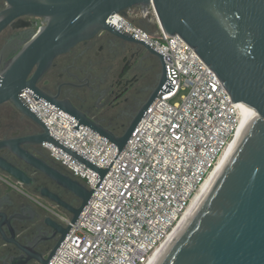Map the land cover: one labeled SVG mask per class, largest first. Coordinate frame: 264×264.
Listing matches in <instances>:
<instances>
[{
	"label": "water",
	"instance_id": "95a60500",
	"mask_svg": "<svg viewBox=\"0 0 264 264\" xmlns=\"http://www.w3.org/2000/svg\"><path fill=\"white\" fill-rule=\"evenodd\" d=\"M5 1L7 6L0 11V31L26 16L42 18L44 24L6 64L3 61L10 46L2 51L0 105L7 102L15 105L45 128L43 135L36 136L40 143L62 148L101 176L107 170L57 141L22 100L21 94L30 89L37 99L47 100L74 116L80 124L123 151L146 111L165 91L168 76L162 53L107 20L115 13L125 14L134 7L145 10L153 3L163 30L170 35L179 34L196 50L217 73L234 102L255 109L236 133L197 210L155 264H264V0ZM102 30L142 45L161 64L155 88L122 133L91 121L70 101H59L38 85L58 56L70 52ZM31 139L1 140L0 148H10L19 158L70 190L81 204L75 207L58 193L42 187L40 194L43 197L71 214V224L63 225L61 240L46 258L26 252L27 258L23 255L14 257L4 264H27L32 257H38L41 264H48L94 192L80 179L53 167L22 146ZM0 170L21 184H33V178L27 172L1 156Z\"/></svg>",
	"mask_w": 264,
	"mask_h": 264
},
{
	"label": "built area",
	"instance_id": "2783aa9c",
	"mask_svg": "<svg viewBox=\"0 0 264 264\" xmlns=\"http://www.w3.org/2000/svg\"><path fill=\"white\" fill-rule=\"evenodd\" d=\"M137 16L150 18L157 32L137 24ZM107 22L162 53L168 81L121 152L30 89L22 92V100L57 141L107 170L101 176L62 148L45 143L72 176L94 191L48 264H148L242 124L245 103L233 101L217 73L183 37L163 30L153 3L128 18L115 13ZM54 214L71 224L70 216Z\"/></svg>",
	"mask_w": 264,
	"mask_h": 264
},
{
	"label": "flooded vegetation",
	"instance_id": "af4514ba",
	"mask_svg": "<svg viewBox=\"0 0 264 264\" xmlns=\"http://www.w3.org/2000/svg\"><path fill=\"white\" fill-rule=\"evenodd\" d=\"M7 6L0 0V11ZM134 7L124 14L139 12ZM44 24L42 18L22 17L0 31L2 51L10 46L6 64ZM158 68L156 70V66ZM161 64L142 45L127 41L115 33L102 30L93 38L80 42L70 52L58 56L38 85L59 101H70L88 119L122 133L148 99L158 81ZM45 128L10 102L0 105V141L32 137L22 146L59 170L70 174L36 136ZM0 156L33 178L30 186L19 183L0 170V264L32 252L43 259L62 238L65 225L54 214H71L40 194L48 187L75 207L80 199L44 172L19 158L10 148H0ZM71 175V174H70ZM27 264H41L32 257Z\"/></svg>",
	"mask_w": 264,
	"mask_h": 264
},
{
	"label": "bare ground",
	"instance_id": "6f19581e",
	"mask_svg": "<svg viewBox=\"0 0 264 264\" xmlns=\"http://www.w3.org/2000/svg\"><path fill=\"white\" fill-rule=\"evenodd\" d=\"M241 106L244 108L243 109V117H242V124L245 122L247 117L255 110L254 108L248 107L245 104H241ZM257 112V111H256ZM241 124V126H242ZM240 126V127H241ZM229 149V148H228ZM228 151V150H227ZM226 151V152H227ZM226 155V153H225ZM223 156L222 160L220 163L217 165V167L212 171V173L209 175L207 180L203 183L201 186L200 190L197 192L194 200L192 201L191 205L185 212L183 218L180 220L179 224L176 226V228L173 230V232L170 234L166 242L157 250L156 254L154 257L151 259V261L148 264H155L165 253V251L168 249V247L174 242V240L177 238L179 233L182 231L184 226L187 224V222L190 220V218L193 216L194 212L197 210L198 205L200 201L202 200L206 190L208 189L209 185L211 184L212 180L214 179L217 171L221 167V163L225 157Z\"/></svg>",
	"mask_w": 264,
	"mask_h": 264
},
{
	"label": "rangeland",
	"instance_id": "374dc122",
	"mask_svg": "<svg viewBox=\"0 0 264 264\" xmlns=\"http://www.w3.org/2000/svg\"><path fill=\"white\" fill-rule=\"evenodd\" d=\"M136 18H138V19L135 20L137 24L149 29L151 32H154V33L157 32V26L154 23H152L153 21H151L150 18H147L145 20L140 19V17H138V16ZM157 68H158V65L156 66V70H157ZM181 95H179V97H177L175 99L176 102L181 101Z\"/></svg>",
	"mask_w": 264,
	"mask_h": 264
},
{
	"label": "trees",
	"instance_id": "16d2710c",
	"mask_svg": "<svg viewBox=\"0 0 264 264\" xmlns=\"http://www.w3.org/2000/svg\"><path fill=\"white\" fill-rule=\"evenodd\" d=\"M136 22V21H135Z\"/></svg>",
	"mask_w": 264,
	"mask_h": 264
}]
</instances>
